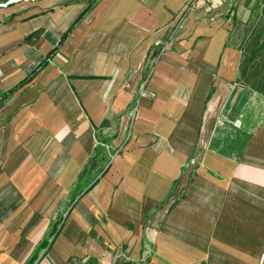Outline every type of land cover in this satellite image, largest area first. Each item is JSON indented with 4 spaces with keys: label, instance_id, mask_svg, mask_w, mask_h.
Instances as JSON below:
<instances>
[{
    "label": "crops",
    "instance_id": "0c3cea01",
    "mask_svg": "<svg viewBox=\"0 0 264 264\" xmlns=\"http://www.w3.org/2000/svg\"><path fill=\"white\" fill-rule=\"evenodd\" d=\"M244 1L0 6V264H264Z\"/></svg>",
    "mask_w": 264,
    "mask_h": 264
},
{
    "label": "rangeland",
    "instance_id": "374dc122",
    "mask_svg": "<svg viewBox=\"0 0 264 264\" xmlns=\"http://www.w3.org/2000/svg\"><path fill=\"white\" fill-rule=\"evenodd\" d=\"M10 2L14 3L0 2V6ZM226 19L231 22L228 44L240 51V84L252 95L250 113L255 122L264 121V0H245L238 15L234 7ZM102 165L99 162L98 167Z\"/></svg>",
    "mask_w": 264,
    "mask_h": 264
},
{
    "label": "built area",
    "instance_id": "2783aa9c",
    "mask_svg": "<svg viewBox=\"0 0 264 264\" xmlns=\"http://www.w3.org/2000/svg\"><path fill=\"white\" fill-rule=\"evenodd\" d=\"M12 2H17V1H20V0H10ZM11 3V2H10ZM195 2L194 1H190L185 9H184V13L190 11L191 9L195 8ZM216 16H218L217 14H213L212 15V18L211 20H213L214 18H216ZM161 51V50H160ZM136 109V108H135ZM69 264H95L91 259L90 257H83V258H78V257H71L69 259ZM112 264V263H110Z\"/></svg>",
    "mask_w": 264,
    "mask_h": 264
},
{
    "label": "trees",
    "instance_id": "16d2710c",
    "mask_svg": "<svg viewBox=\"0 0 264 264\" xmlns=\"http://www.w3.org/2000/svg\"><path fill=\"white\" fill-rule=\"evenodd\" d=\"M79 20V19H78ZM78 20L75 22V23H77L78 22ZM75 25V24H74ZM73 25V26H74ZM72 26V27H73ZM71 27V28H72ZM65 37V36H64ZM59 224V222L58 223H56L54 226H52V230H51V235H54V237L57 235V233H58V231H59V227L57 226ZM37 258V255L36 254H33V256H32V258H31V260L30 261H34L35 259Z\"/></svg>",
    "mask_w": 264,
    "mask_h": 264
}]
</instances>
